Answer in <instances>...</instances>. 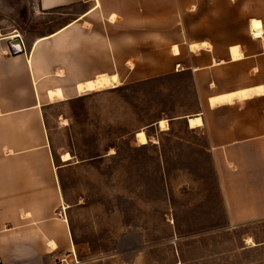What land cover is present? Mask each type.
Instances as JSON below:
<instances>
[{"label":"crops","instance_id":"obj_1","mask_svg":"<svg viewBox=\"0 0 264 264\" xmlns=\"http://www.w3.org/2000/svg\"><path fill=\"white\" fill-rule=\"evenodd\" d=\"M78 8L86 9L77 14ZM62 9L73 11L71 19L36 39L50 42L46 50L52 58L46 60L40 52L35 74L27 60L31 52L10 56L14 38L1 35L0 27V261L56 264L72 254L70 223L56 215L64 196L44 117L46 108L62 102L49 104L45 89L60 86L68 93L69 86L73 90L77 82L99 73H117L122 83H136L191 72L204 99L198 115L202 127L196 129L207 133L225 194L242 195V205L227 199L230 221L242 225L264 218V95L233 105L209 104L213 96L264 87V40L252 38L249 31L250 20L264 24V0L37 1L42 15ZM85 20L89 27L82 25ZM139 34L158 35L162 53L152 61L147 56L145 67L125 73L138 54L134 43ZM199 43L210 44L211 50L190 52L189 45ZM235 46L243 54L238 61L231 59ZM59 50H65V59L55 57ZM59 69L65 70L63 79L55 77ZM35 77H44L39 82L41 107Z\"/></svg>","mask_w":264,"mask_h":264},{"label":"rangeland","instance_id":"obj_2","mask_svg":"<svg viewBox=\"0 0 264 264\" xmlns=\"http://www.w3.org/2000/svg\"><path fill=\"white\" fill-rule=\"evenodd\" d=\"M37 1L0 0L1 35L17 33L21 40L17 55L8 48L10 56L29 54L40 35L71 19L66 9L40 14ZM155 36L138 35V54L125 73L162 53ZM48 44L46 60L52 58ZM54 54L66 58L65 50ZM203 103L194 76L184 71L46 108L76 254L56 264H264V218L233 225L227 199L242 205V195L225 194L206 131L187 124ZM140 131L148 145L138 146ZM66 153L71 160L63 162Z\"/></svg>","mask_w":264,"mask_h":264},{"label":"bare ground","instance_id":"obj_3","mask_svg":"<svg viewBox=\"0 0 264 264\" xmlns=\"http://www.w3.org/2000/svg\"><path fill=\"white\" fill-rule=\"evenodd\" d=\"M112 20H114V18H112ZM249 31H250L251 36L254 39H264V25L260 20H257V19L250 20ZM64 35L65 33L60 34L58 36V40L61 41V37ZM8 38L9 39L14 38L11 40V41H14L16 39H19L20 37L18 36L17 33H14V34H11ZM46 41L47 40L36 41L32 48L31 54H29L28 56V59H27L28 64L34 74H35V71L33 68L34 60L42 56L40 52L43 53L42 47H43V43H45ZM189 50L190 52H195L196 54L200 50H211V46L208 43L191 44L189 45ZM172 51H173V54H175L176 56L179 55V49L177 46H174ZM230 53H231V59L233 61H238L243 58V54L241 53L240 48H238L237 46L232 47L230 50ZM129 66L131 68L133 67L131 63L129 64ZM55 77L63 79L65 77V70L59 69ZM43 79L44 77L43 78L41 77L39 79H36V77L34 78L37 97H38V103H37L38 107L42 106V101L40 99V94H39V82L42 81ZM66 83H69V82L66 81ZM122 85L123 83L117 73H114V74L99 73L92 78L77 82L76 84L73 85V90H72V87L69 86L70 92L68 93L65 92L64 87H60V86L49 87L45 89V95H46L45 97H46V101L49 104H54L57 102L66 101L69 99L68 97L80 98V97H84L90 94L100 93V92L111 90V89H117L121 87ZM262 95H264V87L242 89V90H238V91H234V92H230L226 94H221L218 96H213L209 99V104L211 105V107H217L218 105H233L237 102H242V101L251 99L253 97L262 96ZM188 124L191 129H196V128H199L200 126L202 127L201 117L197 115V116L188 118ZM158 125L160 127V130L162 131L168 130V125H167L166 120L160 121ZM135 138H136L138 146L148 145L150 142L144 131L137 132L135 134ZM61 159L63 162H68L71 160V155L69 153H66L62 155ZM66 209L67 207L64 205V208L62 207V210L65 212ZM61 219L63 220L65 224L68 222L66 215L63 216ZM55 245L56 244L52 243L51 247L54 249L56 247ZM72 253L76 255L75 247L72 248Z\"/></svg>","mask_w":264,"mask_h":264},{"label":"water","instance_id":"obj_4","mask_svg":"<svg viewBox=\"0 0 264 264\" xmlns=\"http://www.w3.org/2000/svg\"><path fill=\"white\" fill-rule=\"evenodd\" d=\"M14 43H16V44H14ZM20 43H21L20 38L14 40V41H11V42L9 43V49H10V51H11V53H12L13 56H15V55L18 54V52H16V51L14 50V48L16 47V45H21ZM14 46H15V47H14ZM20 49H21V52L24 51V48H23L22 46L20 47Z\"/></svg>","mask_w":264,"mask_h":264},{"label":"built area","instance_id":"obj_5","mask_svg":"<svg viewBox=\"0 0 264 264\" xmlns=\"http://www.w3.org/2000/svg\"><path fill=\"white\" fill-rule=\"evenodd\" d=\"M177 67L179 68L180 66L178 65ZM59 215H60L59 217L62 218V217L65 215L64 211L62 210V211L59 213ZM0 264H5V263H3V262L0 261Z\"/></svg>","mask_w":264,"mask_h":264}]
</instances>
